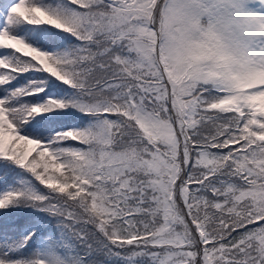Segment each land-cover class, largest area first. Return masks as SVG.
<instances>
[{"label": "snow or ice", "instance_id": "obj_1", "mask_svg": "<svg viewBox=\"0 0 264 264\" xmlns=\"http://www.w3.org/2000/svg\"><path fill=\"white\" fill-rule=\"evenodd\" d=\"M0 264H264V0H0Z\"/></svg>", "mask_w": 264, "mask_h": 264}]
</instances>
